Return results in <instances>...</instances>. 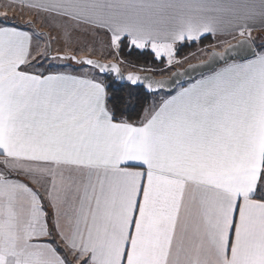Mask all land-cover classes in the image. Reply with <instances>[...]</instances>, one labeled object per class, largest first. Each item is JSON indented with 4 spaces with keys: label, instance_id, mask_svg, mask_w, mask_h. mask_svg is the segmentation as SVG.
I'll use <instances>...</instances> for the list:
<instances>
[{
    "label": "crops",
    "instance_id": "0c3cea01",
    "mask_svg": "<svg viewBox=\"0 0 264 264\" xmlns=\"http://www.w3.org/2000/svg\"><path fill=\"white\" fill-rule=\"evenodd\" d=\"M1 1L137 46L264 32V0ZM263 45L130 124L0 24V264H264Z\"/></svg>",
    "mask_w": 264,
    "mask_h": 264
},
{
    "label": "rangeland",
    "instance_id": "374dc122",
    "mask_svg": "<svg viewBox=\"0 0 264 264\" xmlns=\"http://www.w3.org/2000/svg\"><path fill=\"white\" fill-rule=\"evenodd\" d=\"M9 21L11 23H21L20 25L30 32L31 47L27 68L35 72L68 70L79 72L82 75L89 74L98 79L103 77L94 69L82 64H75L72 60L58 57L51 58L48 53L49 49L53 55H73L78 58L91 57L102 61H115L119 63L124 72H147L135 66H130L117 57L116 38L109 37L94 29L85 28L62 16L46 12H32L26 9L20 10L14 5L1 1L0 24ZM251 37L254 46L259 42L264 44V32ZM236 39H238L237 36L233 38L215 37L212 44L195 48L180 58L175 56L177 45L150 46L155 58L161 61L154 71L161 77L167 76L176 68H183L189 63L206 59L210 50H222L227 44L236 41ZM135 46L143 48V46ZM165 95L166 93L163 92L150 94V103L143 113H151L159 98Z\"/></svg>",
    "mask_w": 264,
    "mask_h": 264
},
{
    "label": "water",
    "instance_id": "95a60500",
    "mask_svg": "<svg viewBox=\"0 0 264 264\" xmlns=\"http://www.w3.org/2000/svg\"><path fill=\"white\" fill-rule=\"evenodd\" d=\"M51 58L58 57L72 60L78 65H85L94 69L102 76L110 74L114 82L121 86L142 88L147 94L158 92L170 93L178 86L184 85L195 78L211 73L218 67L235 60L244 61L255 55V48L247 37H240L236 41L227 44L222 50L212 49L206 59L189 63L183 68H176L169 75L156 77L151 72H124L119 63L115 61H102L91 57H75L73 55L51 54Z\"/></svg>",
    "mask_w": 264,
    "mask_h": 264
},
{
    "label": "trees",
    "instance_id": "16d2710c",
    "mask_svg": "<svg viewBox=\"0 0 264 264\" xmlns=\"http://www.w3.org/2000/svg\"><path fill=\"white\" fill-rule=\"evenodd\" d=\"M212 42L213 39L210 37L183 42L176 46L175 56L180 58L195 48L208 46ZM116 48L117 57L124 63L151 72L156 77H161L154 71L161 61L155 58L149 45L139 48L127 38H121L116 41ZM103 80L106 84V104L112 120L130 124L137 123L141 119L144 109L150 103V95L145 93L142 88L119 85L114 82L110 74L103 76Z\"/></svg>",
    "mask_w": 264,
    "mask_h": 264
}]
</instances>
